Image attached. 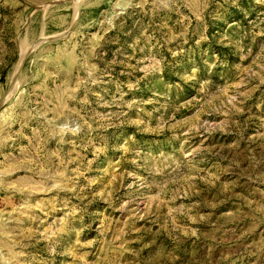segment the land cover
Listing matches in <instances>:
<instances>
[{"label": "rangeland", "instance_id": "obj_1", "mask_svg": "<svg viewBox=\"0 0 264 264\" xmlns=\"http://www.w3.org/2000/svg\"><path fill=\"white\" fill-rule=\"evenodd\" d=\"M0 264H264V0H0Z\"/></svg>", "mask_w": 264, "mask_h": 264}]
</instances>
